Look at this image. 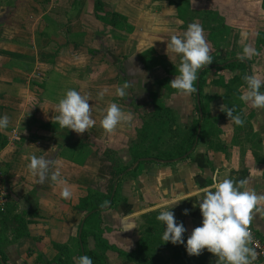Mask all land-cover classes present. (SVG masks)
Instances as JSON below:
<instances>
[{"label":"crops","instance_id":"0c3cea01","mask_svg":"<svg viewBox=\"0 0 264 264\" xmlns=\"http://www.w3.org/2000/svg\"><path fill=\"white\" fill-rule=\"evenodd\" d=\"M178 2L0 0V73L8 77H0V115L9 120L7 127L0 129V192L6 196L3 216L8 217L5 224H0V246L7 264H42L54 257L53 245L77 253L81 227L90 234L92 225L95 231L98 226L112 249L104 264H142L137 257L120 253L134 252L143 231L163 230L156 216L171 207L177 194L183 193L185 200L170 211L186 229L182 237L185 243L201 224L195 193L202 187L244 172L247 183L241 188L264 195V108L248 109L253 113L248 120L250 128L239 130L238 137L234 136L232 122L219 121L184 161L130 167L128 147L142 114L138 111L146 113L150 106L153 110L151 94L174 112L181 126L187 127L197 118L192 93L185 96L166 91L170 87L168 79H173L162 66L164 61L179 68V56L167 49V44L172 35L183 36L185 20L203 18L208 5L215 6L225 26L247 34L242 37L240 32H230L228 42L237 49L232 53L238 55H244L243 49L254 44L250 41L259 32L264 34L262 0ZM181 11L186 17L180 16ZM112 14L123 17L124 23L114 19L119 26H111ZM234 21L243 26L232 27ZM208 30L203 34L213 58L217 50L208 41ZM241 46L244 48L240 51ZM150 51L156 66L145 69L140 55ZM36 71L39 83L31 87L26 76ZM125 84V96L120 97L116 90ZM216 87L211 103L221 105L223 91ZM68 89L77 90L89 100L95 124L87 132L61 129L56 122L57 103ZM245 97L242 100L247 108ZM112 103L120 107L124 119L107 133L100 121ZM105 151L116 152L120 163L129 167L116 184L113 165L102 156ZM32 155L49 160V176L59 169L66 183L45 179L38 184L27 167ZM64 187L71 192L67 199L60 195ZM90 191L99 197L115 194V200L98 216L83 222L86 212L80 208V201ZM259 207L262 211H254L248 228L264 241V202ZM129 224L135 227L125 230ZM86 239L88 248L93 246V238L88 235ZM153 245L157 259L146 264H218L217 257L206 249L191 256L184 243ZM252 264L261 262L252 260Z\"/></svg>","mask_w":264,"mask_h":264},{"label":"clouds","instance_id":"9594fccd","mask_svg":"<svg viewBox=\"0 0 264 264\" xmlns=\"http://www.w3.org/2000/svg\"><path fill=\"white\" fill-rule=\"evenodd\" d=\"M246 33H241L246 37ZM167 49L177 54L180 59L179 75L169 82L173 89L187 96L195 91L193 82L198 79V70L212 62L210 50L205 40L203 29L199 24L190 23L182 37L172 35L167 44ZM252 49L245 47L243 54L250 55ZM248 93L245 97L251 108H264V92L260 91L261 81L255 77H246ZM125 84L117 88L116 94L125 96ZM102 95V94H101ZM223 110L228 118L236 125L243 121L239 115H233L232 109ZM58 115L56 122L61 129H67L77 134L87 132L95 121L91 116V107L86 96H82L75 89L66 90L64 96L57 103ZM124 119V114L116 103L110 104L106 114L100 121L101 127L107 133H111ZM8 117L0 115V129L7 127ZM51 162L42 156L32 155L28 164L29 173L37 178V183L42 184L45 179L63 185L66 182L60 178V171L56 169L49 176ZM246 180L234 183L232 179H223L214 182L210 186L202 187L195 193L196 201L202 217L201 224L195 227L186 243L182 239L186 229L181 223H177L170 209L179 201L185 200L184 194L176 195L171 207L159 211L156 219L163 225L162 240L174 245L185 244L186 252L191 256H197L202 250L217 257L218 264H252L255 252L249 247L252 243V235L248 228L252 215L261 212L259 207L264 202V195H258L255 191L242 189L241 185ZM62 198H69L71 192L67 187L62 188ZM187 214V210L185 213ZM134 225H125V230L134 228ZM78 264H93L91 257L81 255Z\"/></svg>","mask_w":264,"mask_h":264},{"label":"rangeland","instance_id":"374dc122","mask_svg":"<svg viewBox=\"0 0 264 264\" xmlns=\"http://www.w3.org/2000/svg\"><path fill=\"white\" fill-rule=\"evenodd\" d=\"M180 2V0H178ZM178 2V3H179ZM262 5V4H261ZM197 9V8H196ZM191 12V11H190ZM203 14V13H202ZM204 15L209 18H204ZM180 16L186 17L184 14V11L180 12ZM211 16H213L210 11H207V13L203 14V18L200 16L193 17L192 19H187L185 20V27L190 23H196L199 24L203 30H208V29H216L220 26L221 21L217 20L215 17H213V20H216L217 22H214L211 20ZM200 17V18H199ZM200 20V21H198ZM210 20V21H209ZM233 26L232 27H241V23L234 21L231 23ZM227 33L226 34H219L216 35L214 34L213 37L215 38V42L217 44L216 48V53L215 56L212 58V64L215 65H221L225 63H232L235 61H239L242 65L245 66V72H241L239 69H230V70H220L217 68H207L208 70L204 73L203 75V80H202V88H201V93L203 95L202 97V103L204 106L207 107V115L204 118V120L200 124V129L202 130L203 136H210L212 129L216 126V124L219 121H230L232 122L231 118H228L223 110H220L221 107L224 105V109H232L233 115H239L243 123L241 125H236L232 122L231 126L233 129L234 136L238 137L239 130H244L246 128H250L249 124V119L252 118L253 113L251 111H248L250 108L249 105L246 108L245 104L243 103L242 97L245 94L247 96L248 89H247V81L246 77L252 76L261 81V88L260 91L264 92V34L261 32L258 33L257 37L252 39L250 42L254 41V44H249L250 49H252V53L250 55L244 56V55H238L236 53H232L233 51L237 50L236 47L232 45L231 41H229V35L230 32L233 34H238L240 31L235 32L231 29V25H227ZM235 30V28H234ZM209 31V30H208ZM241 33V32H240ZM254 37V36H253ZM252 37V38H253ZM241 48L243 49L244 46H241L239 50L241 51ZM232 53V54H231ZM173 59H177V57H174ZM150 63H156L155 61H150ZM162 66H167V71H165V74L169 76V78L174 79L175 76L179 75L178 67L168 64L166 62V65L163 61ZM204 68H202L203 70ZM174 70V71H173ZM201 70V71H202ZM200 72V70H198ZM37 71L35 73H31V75H27L26 83L29 84L31 87H33L35 82L39 83V80L37 77ZM6 73H0V77L4 76L5 78H8L5 76ZM168 79V78H167ZM170 82V79H168ZM164 84V83H162ZM161 84V85H162ZM1 85V84H0ZM220 86L221 90L223 91V94L221 95V105L220 104H212L211 103V98L215 96V91L218 89L216 86ZM167 92H175L177 90L173 89L171 86L166 89ZM156 94H151V98L153 102L151 101V105L153 107L154 101H156ZM216 98V97H215ZM135 102V100H133ZM154 109V107L152 108ZM151 106L149 109H146V113H144L142 110L138 111V113H142L140 115V118L142 117L143 119H146L145 121H152L149 116L153 112L150 111ZM212 115V116H211ZM175 123H172V128L170 127V124L167 122V126H165L164 130L165 133L170 132V135L168 134H162L161 139L157 141L156 143H152L149 145V147L153 148V150L148 153H155L157 151H167L170 146H172L175 142V140H179L183 138L184 132H186L187 127H183L180 125L179 120L175 117ZM137 128H135V133L133 137V141H137L139 139V132L143 131V123L142 120H137L136 122ZM171 130L169 131V129ZM176 128V130H174ZM210 132H206V131ZM172 132V133H171ZM113 152V151H112ZM115 155L117 156V153L114 152ZM7 208V205H6ZM8 217L2 218L0 220V224H5L7 221ZM94 224V223H93ZM99 225V222L97 223ZM98 229V226L96 227ZM92 232L88 234L92 238H95V235H98V233L94 230V225H92L91 228ZM89 233V232H88ZM86 235V238L87 236ZM101 236V235H100ZM85 238V249L86 251H94L98 256H102V258H106V255L108 254V250H103L102 248H96L95 246V240L93 239V246L90 245V248L87 246V239ZM102 238V236H101ZM53 253H55L54 257L51 260H45L43 261L42 264H46L48 262L52 261V264H54V261L57 259L62 260L65 264H78V254L76 251H71L67 247H53L52 248ZM74 252V253H73ZM27 254L29 252L27 251ZM33 259V258H31ZM41 260V258H39ZM34 261V260H33ZM38 261V259H37ZM94 264H99L97 261H93ZM36 264V262H35Z\"/></svg>","mask_w":264,"mask_h":264},{"label":"trees","instance_id":"16d2710c","mask_svg":"<svg viewBox=\"0 0 264 264\" xmlns=\"http://www.w3.org/2000/svg\"><path fill=\"white\" fill-rule=\"evenodd\" d=\"M96 6H100V3L98 1L95 2ZM207 7L210 11V13L217 19L221 21V24L216 29H210L208 32V41L212 43L215 48H217V44L215 42V38L213 37L214 34L221 35L227 33V27L224 25L223 19L218 15L216 7L212 5H208ZM262 9H264V0H262ZM114 19H120L121 22L124 23L123 17H119L118 15H110V25L118 27L119 24L114 21ZM185 27V25H183ZM152 55V56H151ZM141 61L143 62V66L145 69L156 66V63H150V61L154 60L153 58V52H144L140 55ZM149 62V63H148ZM165 70L167 71V66L165 67ZM207 68H217L220 70H230V69H239L242 73L245 72V66L242 65L239 61H235L232 63H225L221 65H212V66H205L204 69L201 72H198V97H199V105L195 106V110L197 112V118L196 120L188 126L186 132L183 134V138L179 140H175L174 144L169 147L167 151H157L155 153H148L151 152L153 148L149 147L152 143H156L161 139L162 134H168L170 135V132L165 133V126H167V122L170 124V127L172 128V123H175V114L173 111L165 108L162 106V104L158 101H154L153 103V112L150 114L149 118L152 121H145L146 119H143L142 117L140 120H142L143 123V131L139 132V139L137 141H131V145H129L128 150L131 157V165L133 168H138L139 166L143 165L144 163H156L160 162L162 164H171L174 162L184 161L188 158H190L191 153L194 150V147L197 145V142L203 138L202 130L200 129L198 139L196 140V131L197 128L200 127L201 122L204 120V118L207 115V108L202 103V80L204 73L208 70ZM174 71V70H173ZM193 87L195 88V91L192 92V95L194 97V100H196V81L193 82ZM169 129V131L171 130ZM176 130V128H174ZM172 133V132H171ZM3 144V142H0ZM3 146V145H2ZM102 156L106 159V161L110 162L113 165L114 168V174H115V184L119 181L120 176L127 173L129 167L123 166L117 156L112 151H105L102 153ZM146 159H149L147 162ZM261 162L264 164V158L261 159ZM245 173L239 172V173H232L231 179L235 182L244 180ZM242 186V185H241ZM114 189V188H113ZM112 193V190H111ZM109 194L107 197H99L94 192L90 191L87 193L86 197L81 199L80 201V208L86 212V216L83 220L86 221L88 218L99 215V212L106 208V206L110 203L112 206L115 200V194ZM6 212V210H5ZM4 213H0V219L4 218ZM6 218V217H5ZM8 220V219H7ZM99 222V219H98ZM100 224V223H99ZM98 235H95V246L96 248H102L105 250H112L107 246V243L102 236V231L98 228L97 231ZM20 233V232H19ZM162 233L163 230L161 229H155V228H149V230L143 231L141 236L138 239L137 247L134 252L125 254L120 253L122 256H125L127 258H131L133 256L137 257L138 260L142 264H146L145 262H152L153 260H156L153 256V244H172L170 242H164L162 240ZM89 233L84 230L83 227H81V230L78 234L77 238V254L78 257L81 255H87L91 257L92 261H97L99 264H104V259L102 256H98L94 251H86L85 249V238L86 235ZM101 235V236H100ZM19 236V235H17ZM157 240V241H156ZM53 247H61L58 245H53ZM180 247V246H179ZM181 250V249H180ZM176 256V255H175ZM180 258V255L177 256ZM155 258V259H154ZM0 264H7L6 258L3 255L1 251L0 246ZM46 264H52L51 262H48ZM54 264H65L62 260L57 259L54 261ZM94 264V263H93Z\"/></svg>","mask_w":264,"mask_h":264},{"label":"built area","instance_id":"2783aa9c","mask_svg":"<svg viewBox=\"0 0 264 264\" xmlns=\"http://www.w3.org/2000/svg\"><path fill=\"white\" fill-rule=\"evenodd\" d=\"M6 196L3 192H0V213H5L6 210ZM252 235V243L249 244V247L253 249L255 252V258L253 260H257L264 264V241L252 230L250 229Z\"/></svg>","mask_w":264,"mask_h":264},{"label":"water","instance_id":"95a60500","mask_svg":"<svg viewBox=\"0 0 264 264\" xmlns=\"http://www.w3.org/2000/svg\"><path fill=\"white\" fill-rule=\"evenodd\" d=\"M196 102H197V105H199V97H198V80L196 82ZM199 132H200V128L198 127L197 128V131H196V140L199 136ZM108 206V205H107Z\"/></svg>","mask_w":264,"mask_h":264}]
</instances>
